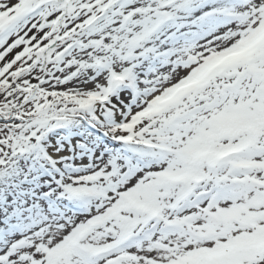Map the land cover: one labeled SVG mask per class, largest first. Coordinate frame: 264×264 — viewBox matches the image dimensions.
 Listing matches in <instances>:
<instances>
[{"label":"snow or ice","instance_id":"1","mask_svg":"<svg viewBox=\"0 0 264 264\" xmlns=\"http://www.w3.org/2000/svg\"><path fill=\"white\" fill-rule=\"evenodd\" d=\"M0 264H264V0H0Z\"/></svg>","mask_w":264,"mask_h":264}]
</instances>
